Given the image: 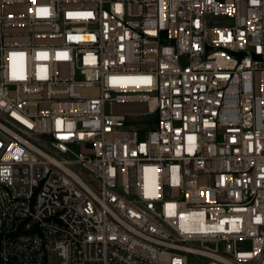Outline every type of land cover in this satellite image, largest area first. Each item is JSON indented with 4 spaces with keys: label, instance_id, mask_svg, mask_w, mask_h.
Here are the masks:
<instances>
[{
    "label": "built area",
    "instance_id": "built-area-1",
    "mask_svg": "<svg viewBox=\"0 0 264 264\" xmlns=\"http://www.w3.org/2000/svg\"><path fill=\"white\" fill-rule=\"evenodd\" d=\"M264 264V0H0V264Z\"/></svg>",
    "mask_w": 264,
    "mask_h": 264
},
{
    "label": "rangeland",
    "instance_id": "rangeland-1",
    "mask_svg": "<svg viewBox=\"0 0 264 264\" xmlns=\"http://www.w3.org/2000/svg\"><path fill=\"white\" fill-rule=\"evenodd\" d=\"M188 264H206L205 259L197 258L194 255L188 257Z\"/></svg>",
    "mask_w": 264,
    "mask_h": 264
}]
</instances>
